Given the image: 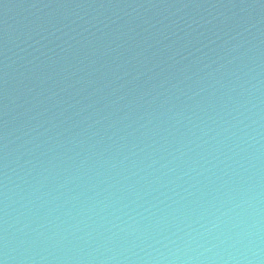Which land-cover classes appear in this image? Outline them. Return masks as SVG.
<instances>
[{
  "label": "water",
  "instance_id": "1",
  "mask_svg": "<svg viewBox=\"0 0 264 264\" xmlns=\"http://www.w3.org/2000/svg\"><path fill=\"white\" fill-rule=\"evenodd\" d=\"M0 264H264V0H0Z\"/></svg>",
  "mask_w": 264,
  "mask_h": 264
}]
</instances>
